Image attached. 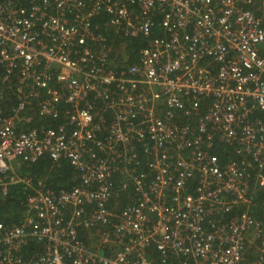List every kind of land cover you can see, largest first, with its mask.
I'll use <instances>...</instances> for the list:
<instances>
[{
    "label": "built area",
    "instance_id": "1",
    "mask_svg": "<svg viewBox=\"0 0 264 264\" xmlns=\"http://www.w3.org/2000/svg\"><path fill=\"white\" fill-rule=\"evenodd\" d=\"M256 2L0 0V195L41 156L71 168L0 222V264H264Z\"/></svg>",
    "mask_w": 264,
    "mask_h": 264
},
{
    "label": "trees",
    "instance_id": "2",
    "mask_svg": "<svg viewBox=\"0 0 264 264\" xmlns=\"http://www.w3.org/2000/svg\"><path fill=\"white\" fill-rule=\"evenodd\" d=\"M256 2L255 4H249L247 7L251 9L256 15L262 18V24L264 25V8H261ZM101 30L107 34H112L110 28L102 27ZM118 43L119 39L115 38ZM129 43V41L127 42ZM142 43L140 38L130 40L129 48L138 47ZM261 55L264 56V46L260 48ZM11 103L12 99L9 98L0 104V109H6ZM56 123L58 119L52 120ZM213 153L222 161L223 159L235 158L232 148L223 147L219 149L217 145L213 146ZM10 176V172L8 173ZM15 175L19 178H28L29 184L11 183L9 184L5 195H0V222L4 224L18 223L23 215L24 211V199L28 192H31L34 188L43 185L46 188L57 190L59 188H67L71 185V168L65 160H59L52 162L47 156H41L32 162L21 164L15 171ZM257 200L252 206L251 211L256 220L264 223V190H257ZM118 202L120 205L127 202L123 195L119 196ZM28 247L22 250V255L27 256Z\"/></svg>",
    "mask_w": 264,
    "mask_h": 264
}]
</instances>
